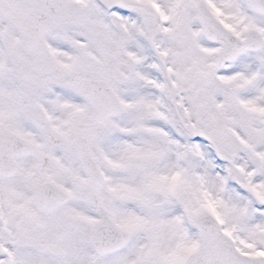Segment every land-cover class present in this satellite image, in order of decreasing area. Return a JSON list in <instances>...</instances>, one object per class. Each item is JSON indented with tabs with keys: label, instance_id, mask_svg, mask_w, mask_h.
<instances>
[{
	"label": "snow or ice",
	"instance_id": "snow-or-ice-1",
	"mask_svg": "<svg viewBox=\"0 0 264 264\" xmlns=\"http://www.w3.org/2000/svg\"><path fill=\"white\" fill-rule=\"evenodd\" d=\"M0 264H264V0H0Z\"/></svg>",
	"mask_w": 264,
	"mask_h": 264
}]
</instances>
